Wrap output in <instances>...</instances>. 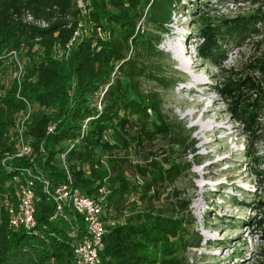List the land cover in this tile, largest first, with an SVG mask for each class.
I'll return each instance as SVG.
<instances>
[{"label": "trees", "instance_id": "trees-1", "mask_svg": "<svg viewBox=\"0 0 264 264\" xmlns=\"http://www.w3.org/2000/svg\"><path fill=\"white\" fill-rule=\"evenodd\" d=\"M248 1L253 8L234 14L196 5L192 36L199 64L218 70L212 90L245 139L258 195L245 203L254 212L245 225L263 238L264 155L258 147L264 145V0ZM181 2L0 0V69L15 63L14 54L27 56L21 93L36 104L24 129L32 153L3 162L13 148L3 137L0 108V264H76L71 228L76 225L82 236L84 224L50 219L55 202L39 182L36 230L10 225L7 206L17 203L26 168L54 186L70 181L101 203L105 232L98 264H192L186 253L204 238L195 228L191 198L175 181L200 162L198 141L165 111L161 90L176 80L165 73L158 48ZM25 11L48 25L26 24ZM247 43L246 60L225 67L229 53ZM54 48L68 57L54 56ZM11 86L1 101L18 109L23 102ZM260 257L253 264H262Z\"/></svg>", "mask_w": 264, "mask_h": 264}, {"label": "rangeland", "instance_id": "rangeland-1", "mask_svg": "<svg viewBox=\"0 0 264 264\" xmlns=\"http://www.w3.org/2000/svg\"><path fill=\"white\" fill-rule=\"evenodd\" d=\"M181 3L183 5L179 11L172 16L169 33L164 34L158 48L164 53L160 61L165 65V73L176 80L171 89L161 90L165 111L192 129V136L198 141L196 153L200 162L193 164L189 173L186 172L175 181L183 195L191 198V208L197 217L195 228L204 238L202 245L191 247L186 256L192 264H253L260 255L264 264V237L245 225L254 217L253 210L245 203H251L254 196H258L255 194V176L249 168L248 158L243 154L245 139L238 124L230 121L220 97L212 90L218 70L212 65L199 64L194 49L195 38L192 36L196 28L192 11L196 5H201V9L215 8L224 14L245 12L254 5L246 0H182ZM77 35L73 38H77ZM172 42L178 44L182 58L190 59L191 69L199 76V81L191 80L181 68L176 52L169 47ZM52 54L61 59L62 56L67 58L69 53L54 48ZM248 54L247 43L232 50L223 64L231 67L243 63ZM18 59L19 65L11 61L0 69V101L15 83V98L23 102V106L18 109L9 102H0L5 120L3 137L6 145L13 148L7 151L9 155H16L20 151L21 131L23 140H30L24 130L25 121L36 106L21 93L24 77L29 72L26 67L28 58L20 55ZM145 84L152 87L148 82ZM258 150L264 155L263 144ZM128 155L136 160L133 152ZM184 157L189 159L191 156ZM261 166V169L264 168ZM236 200L243 202L238 203Z\"/></svg>", "mask_w": 264, "mask_h": 264}, {"label": "built area", "instance_id": "built-area-1", "mask_svg": "<svg viewBox=\"0 0 264 264\" xmlns=\"http://www.w3.org/2000/svg\"><path fill=\"white\" fill-rule=\"evenodd\" d=\"M22 20L26 24H33L41 28H45L48 25L44 20L35 19L29 11L23 13ZM77 33L78 31L74 35H77ZM14 61L16 65H19L18 56L15 54ZM48 130L52 131V127L49 126ZM20 137L21 147L16 155H29L31 146L27 139L23 140L22 131L20 132ZM6 158H10V155L7 154L2 159V162ZM60 159L65 165L64 153L60 155ZM25 172L28 176L25 182L19 185L17 203L7 206L10 225L14 228L24 227L27 230H36L37 222L34 217L36 192L34 191V186L39 182L43 191L55 202L56 209L50 219L63 218L64 221L78 223L81 221L84 224L82 236L78 235L79 230L76 225H73L71 228L73 237L71 244L75 255V263L98 264L100 257L99 250L103 246V234L105 232V220L102 218L103 207L101 203L72 186L70 181L54 186L52 180L41 172L33 171L30 168H26ZM67 209L70 212L66 213Z\"/></svg>", "mask_w": 264, "mask_h": 264}, {"label": "bare ground", "instance_id": "bare-ground-1", "mask_svg": "<svg viewBox=\"0 0 264 264\" xmlns=\"http://www.w3.org/2000/svg\"><path fill=\"white\" fill-rule=\"evenodd\" d=\"M169 47L176 52V56H177V59L179 61V65L181 66L182 69H184L189 74L191 80L199 81V79H200L199 76H197L193 72V70L191 69L190 59L186 58V57L182 58V56L180 55L181 50L178 48V44L176 42H172V43H169Z\"/></svg>", "mask_w": 264, "mask_h": 264}]
</instances>
